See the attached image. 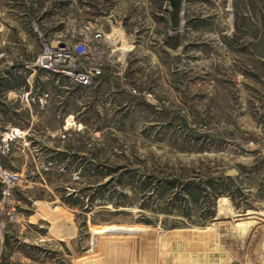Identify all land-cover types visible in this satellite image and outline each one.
I'll return each instance as SVG.
<instances>
[{
    "label": "rangeland",
    "instance_id": "374dc122",
    "mask_svg": "<svg viewBox=\"0 0 264 264\" xmlns=\"http://www.w3.org/2000/svg\"><path fill=\"white\" fill-rule=\"evenodd\" d=\"M92 22L97 83L33 68ZM0 169V264H264V0H0Z\"/></svg>",
    "mask_w": 264,
    "mask_h": 264
},
{
    "label": "built area",
    "instance_id": "2783aa9c",
    "mask_svg": "<svg viewBox=\"0 0 264 264\" xmlns=\"http://www.w3.org/2000/svg\"><path fill=\"white\" fill-rule=\"evenodd\" d=\"M83 36V42L72 50L65 44L45 43L32 64L33 68L59 76L79 88L91 87L103 75L104 59L96 45L101 44L104 49L118 47L120 40L123 42V35L106 34L97 22H92L85 27ZM21 182V174L0 169V197L11 199L14 188Z\"/></svg>",
    "mask_w": 264,
    "mask_h": 264
},
{
    "label": "bare ground",
    "instance_id": "6f19581e",
    "mask_svg": "<svg viewBox=\"0 0 264 264\" xmlns=\"http://www.w3.org/2000/svg\"><path fill=\"white\" fill-rule=\"evenodd\" d=\"M120 35V34H119ZM123 48V47H122ZM124 51H126V49L124 50ZM17 133H18V131H17ZM16 134V133H15ZM19 134H20V132H19ZM17 135V134H16ZM5 137H7V136H5ZM14 137V136H13ZM218 212V211H217ZM247 228V224H238V231L240 230V231H243V230H245ZM213 238V237H212Z\"/></svg>",
    "mask_w": 264,
    "mask_h": 264
},
{
    "label": "crops",
    "instance_id": "0c3cea01",
    "mask_svg": "<svg viewBox=\"0 0 264 264\" xmlns=\"http://www.w3.org/2000/svg\"><path fill=\"white\" fill-rule=\"evenodd\" d=\"M14 131H15V130H14ZM14 131L10 134V135H11L10 137L15 136V133H16V132H14ZM2 245H4V240H2Z\"/></svg>",
    "mask_w": 264,
    "mask_h": 264
}]
</instances>
